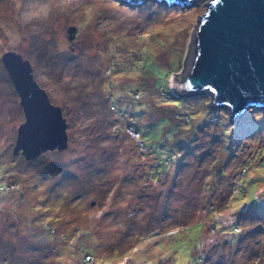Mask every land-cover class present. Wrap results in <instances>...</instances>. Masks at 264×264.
Instances as JSON below:
<instances>
[{"label": "rangeland", "instance_id": "obj_1", "mask_svg": "<svg viewBox=\"0 0 264 264\" xmlns=\"http://www.w3.org/2000/svg\"><path fill=\"white\" fill-rule=\"evenodd\" d=\"M210 2L0 0V264H264V112L171 101ZM8 52L60 108L66 151L14 155Z\"/></svg>", "mask_w": 264, "mask_h": 264}, {"label": "water", "instance_id": "obj_2", "mask_svg": "<svg viewBox=\"0 0 264 264\" xmlns=\"http://www.w3.org/2000/svg\"><path fill=\"white\" fill-rule=\"evenodd\" d=\"M117 1L137 8L147 0ZM157 1L185 9L196 0ZM192 45L189 72L174 82L175 94L186 98L207 94L211 109L226 110L232 122L250 110L264 112V0H211ZM1 62L25 118L14 155L31 161L47 152L66 151L68 124L34 81L29 62L11 52Z\"/></svg>", "mask_w": 264, "mask_h": 264}, {"label": "trees", "instance_id": "obj_3", "mask_svg": "<svg viewBox=\"0 0 264 264\" xmlns=\"http://www.w3.org/2000/svg\"><path fill=\"white\" fill-rule=\"evenodd\" d=\"M142 96V94L140 95V97ZM172 98V100L171 101H177V102H179L180 104V108L181 107H183V108H188L187 106H188V103H187V98L186 97H179L178 95H176V96H172L171 97ZM193 98V97H192ZM162 104L165 106V107H169V106H167V102H166V97H163V99H162ZM210 115H214L215 117H214V119H216L217 118V115H218V113L219 112H215L214 110H212L211 108H209L208 109V111H207ZM224 113H226V116H227V118H228V120H230V122H232L231 121V118H230V115H229V113L228 112H224ZM188 120H190L191 121V117H189L188 118ZM217 120V119H216Z\"/></svg>", "mask_w": 264, "mask_h": 264}, {"label": "snow or ice", "instance_id": "obj_4", "mask_svg": "<svg viewBox=\"0 0 264 264\" xmlns=\"http://www.w3.org/2000/svg\"><path fill=\"white\" fill-rule=\"evenodd\" d=\"M213 91H214V89H213Z\"/></svg>", "mask_w": 264, "mask_h": 264}]
</instances>
